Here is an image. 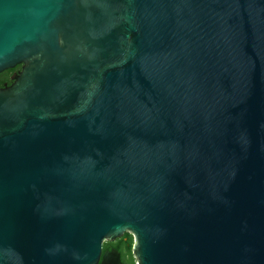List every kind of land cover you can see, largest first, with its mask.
<instances>
[{
  "label": "water",
  "instance_id": "95a60500",
  "mask_svg": "<svg viewBox=\"0 0 264 264\" xmlns=\"http://www.w3.org/2000/svg\"><path fill=\"white\" fill-rule=\"evenodd\" d=\"M18 65L0 264H264V0H0Z\"/></svg>",
  "mask_w": 264,
  "mask_h": 264
},
{
  "label": "flooded vegetation",
  "instance_id": "af4514ba",
  "mask_svg": "<svg viewBox=\"0 0 264 264\" xmlns=\"http://www.w3.org/2000/svg\"><path fill=\"white\" fill-rule=\"evenodd\" d=\"M6 85H8V82H4L3 86ZM127 233L116 238L115 240L104 242L102 248V257L99 264H106L107 258L105 259V255L107 254L109 257V255L112 253L114 254L115 251L119 252L121 264H139L134 254L135 236L130 232Z\"/></svg>",
  "mask_w": 264,
  "mask_h": 264
},
{
  "label": "trees",
  "instance_id": "16d2710c",
  "mask_svg": "<svg viewBox=\"0 0 264 264\" xmlns=\"http://www.w3.org/2000/svg\"><path fill=\"white\" fill-rule=\"evenodd\" d=\"M22 65H18L15 68L8 69L2 73H0V87H4V82H8V85L13 83V75L17 72H20ZM128 234V233H127ZM130 235V234H129Z\"/></svg>",
  "mask_w": 264,
  "mask_h": 264
}]
</instances>
